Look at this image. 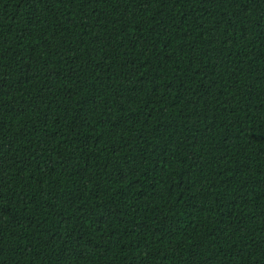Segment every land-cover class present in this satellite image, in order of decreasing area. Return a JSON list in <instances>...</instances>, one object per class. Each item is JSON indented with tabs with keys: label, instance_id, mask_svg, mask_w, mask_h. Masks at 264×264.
<instances>
[{
	"label": "trees",
	"instance_id": "16d2710c",
	"mask_svg": "<svg viewBox=\"0 0 264 264\" xmlns=\"http://www.w3.org/2000/svg\"><path fill=\"white\" fill-rule=\"evenodd\" d=\"M0 264H264V0H0Z\"/></svg>",
	"mask_w": 264,
	"mask_h": 264
}]
</instances>
